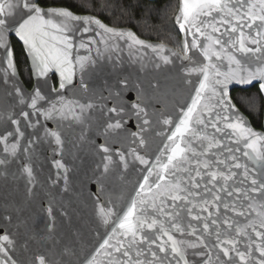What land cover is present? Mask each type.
Instances as JSON below:
<instances>
[{
    "label": "snow or ice",
    "instance_id": "6c2138e0",
    "mask_svg": "<svg viewBox=\"0 0 264 264\" xmlns=\"http://www.w3.org/2000/svg\"><path fill=\"white\" fill-rule=\"evenodd\" d=\"M175 19L182 32L193 35L191 44L187 39L182 42V53L166 49L163 43H148L130 30L107 26L94 15L74 14L65 7L43 8L36 0H0V49L5 52L7 69L12 70L13 76L16 69L9 47L11 33H15L27 47L34 74L46 77L51 71L58 72L61 89L72 82L76 65L81 73L94 68L96 61L91 57H77L74 63L72 38L66 35L76 24L83 23L86 25L84 32L95 25L110 38L126 40L130 49L137 45L152 49L165 64L172 62L169 55H163L168 51L194 65L186 69L189 74L203 77L195 88L191 104L186 109L180 108L178 122L171 117L163 121L165 125L175 124V130L167 136L170 143L164 145L155 164L147 168L148 175L143 177V183L139 184L127 210L100 208L104 225H109L110 221L115 223L114 216L119 224L111 229L108 238L95 249V254L85 258L82 264H101L99 256L105 257L107 264H189L187 250L197 248L207 250L198 253L206 257L203 264H213L212 250H216V264H233V261L236 264H264V134L247 126L228 91V85L233 81L238 80L241 85L257 82L260 94L264 95V60L261 56L256 57L260 66L242 68L241 61L232 54L234 49L242 54L264 55V0H181ZM245 29L249 33L255 29L254 36L246 34ZM246 41L256 47H248ZM81 47L87 45L81 44ZM191 49H199L207 63L192 61L188 55ZM213 58L220 62L226 58L228 71H220L218 65L212 63ZM121 83L126 85L125 81ZM81 87L88 88L83 77ZM14 90L20 96L19 102L34 110L31 114L40 113L38 105L46 101V97L39 87L27 95L30 103L25 100L21 87L14 85ZM115 95L120 96V92ZM213 99L214 103L204 102ZM76 106L80 111L74 113V118L83 123L88 118L87 110L94 105ZM66 107L62 103L58 110L53 103L44 114L46 118L58 111L63 115ZM132 108L138 117L140 113L147 115L138 102ZM124 111L122 106L107 109L112 114ZM31 114L21 112L24 118ZM12 123L17 125L16 134L23 137L19 121L13 120ZM122 128L121 119H109L103 125V135L118 134ZM46 135L54 138L58 148L63 147L59 132L46 130ZM131 135L135 137L138 133ZM0 140L6 141L7 136L0 137ZM31 143L29 141V145ZM139 143H145L142 137ZM233 144L235 146H231ZM18 147V142L12 144L13 155ZM98 147L104 154L103 171L107 173L113 164L112 149L106 142ZM5 151L9 149L6 147ZM131 151L135 154V149ZM116 154L127 168L125 155L118 149ZM135 159L141 164L149 163L138 154ZM2 163L4 161L0 160ZM55 163L57 168H65L59 160ZM24 171L31 182V167L25 166ZM47 212L50 217L48 228L53 230L55 218L51 206ZM240 218H244L243 222ZM173 233L190 235L195 241L177 239ZM253 233L261 243H255ZM0 241L12 243L8 235L0 236ZM241 244L244 250H241ZM65 252L73 254L67 248ZM0 253L7 257L3 243H0ZM221 255L227 260H221ZM0 264H9V259H0ZM39 264H46L43 256L39 257Z\"/></svg>",
    "mask_w": 264,
    "mask_h": 264
},
{
    "label": "water",
    "instance_id": "95a60500",
    "mask_svg": "<svg viewBox=\"0 0 264 264\" xmlns=\"http://www.w3.org/2000/svg\"><path fill=\"white\" fill-rule=\"evenodd\" d=\"M38 1L36 0L43 8L65 7L74 14L97 16L92 13L75 12L65 5L44 6ZM180 5L181 0H178L173 17V23L180 34L179 48L160 40L144 38L129 26H114L97 17L107 26L118 30H130L148 43H163L166 49L182 53V42L187 39L191 44L193 35L182 32L176 23L175 18L179 14ZM85 26L78 23L74 30L66 33L72 38V59L75 63L77 57H91L96 61V65L84 73H81L79 66L76 65L72 82L66 84L63 89L60 88L61 78L58 72L51 71L46 77L34 74L31 55L15 33L8 37L16 69L14 76L12 70L7 69L4 50L0 49V137L7 136L6 141L0 140V160L4 161L0 164V236L8 235L12 241L11 244L0 241L7 248V257L0 253V259H9V264L11 261H15V264H39L41 256L45 258L46 264H82L85 258H91V255L95 254V249L108 238L111 229L119 224V220L114 216L112 219L115 223L110 221L109 225H104L99 215L100 208L127 210L139 189V184L143 183V177L148 175L147 168L155 164L156 157L161 154L164 145L170 143L167 136L175 130V124L165 125L163 121L171 117L178 122L180 108L186 109L191 104L195 88L203 79L198 74H189L186 71L194 66L191 62L172 56L168 51L163 55H169L172 62L165 64L152 49L141 48L138 45L130 49L126 40L110 38L95 25L90 26V31L84 32ZM244 31L249 35L255 34V29L251 33L247 29ZM98 32L101 35H97ZM12 37L21 44L28 61L32 79L30 86L26 85L20 75ZM200 39L203 40L202 37ZM81 44L87 47H81ZM116 45L119 47L116 48ZM246 45L256 47L247 41ZM232 54L241 61L242 68L260 66L257 56L264 60L261 53L242 54L233 49ZM188 55L197 64L207 63L199 49H191ZM212 63H216L220 71H228L226 58L222 62L213 58ZM157 64L160 67H156ZM81 77L88 85L87 89L81 87ZM121 81H125L126 85ZM14 85L21 87L27 103H30L27 95L36 87L41 89L46 101H41L38 105L39 114H31L34 110L27 104L19 102L20 96L15 92ZM255 85L258 87L257 82L241 85L237 80L229 83L228 91L239 114L247 121V126L257 133L264 134V95H261L263 101L261 126L257 127L237 105L231 94L234 89H248ZM117 91L120 92V96L115 95ZM137 102L147 115L144 113H140L139 117L136 115L132 105ZM204 102L215 101L213 99ZM53 103L58 110L61 109L62 103L67 107L64 108L63 115L58 111L53 112L50 118H46L44 113ZM89 103L94 107L87 110L88 118L83 123L77 121L74 113L80 110L76 105ZM112 106H122L125 111L120 114L108 113L107 109ZM21 112H29L31 115L24 118ZM109 119H121L123 128L118 134L112 133L106 137L103 135V125ZM13 120L19 121L23 137L16 134L17 125L12 123ZM145 120L148 121L147 124L144 123ZM46 130L60 133L62 148L57 147L54 138L46 135ZM208 131L211 132V129ZM8 133L13 135L9 136ZM131 133L138 135L133 137ZM141 137L145 141L143 145L139 143ZM29 141H32L30 145ZM17 142L19 147L13 155L11 146ZM105 142L112 149L113 155V164L107 173L103 171L104 154L98 147ZM239 146L243 151V145ZM6 147L9 149L8 152L5 151ZM25 148L29 150L26 152ZM117 149L125 155L127 168L116 154ZM132 149H135V154L132 153ZM137 154L149 163L141 164L135 159ZM57 160L63 163L65 168H57L55 163ZM25 166L32 169L31 182L24 171ZM49 206L52 207L55 218L53 230L48 228ZM119 214L122 216L123 211ZM243 219L240 218L241 222ZM173 234L180 240L195 241V237L190 235ZM252 235L256 244L261 243L259 238H255L254 233ZM66 248L73 254L65 252ZM241 250H244L243 244ZM201 251L207 250L202 248L187 250L189 264H203L206 257L198 254ZM215 256L216 250H212L213 264H216ZM98 260L101 264H107L103 256H99ZM221 260L226 261L227 258L221 255ZM233 264L236 262L233 261Z\"/></svg>",
    "mask_w": 264,
    "mask_h": 264
},
{
    "label": "rangeland",
    "instance_id": "374dc122",
    "mask_svg": "<svg viewBox=\"0 0 264 264\" xmlns=\"http://www.w3.org/2000/svg\"><path fill=\"white\" fill-rule=\"evenodd\" d=\"M52 1L58 2L60 0ZM70 1L80 4L83 10L105 14L114 24H134L140 33L148 37L158 38L160 41L169 44L171 43L177 48L180 47L179 35L173 25V17L178 7V0H165L158 5H148L140 13L129 12L131 6H135L136 9L139 8V0ZM234 97L253 116H258L262 102L256 91H238L234 93Z\"/></svg>",
    "mask_w": 264,
    "mask_h": 264
},
{
    "label": "trees",
    "instance_id": "16d2710c",
    "mask_svg": "<svg viewBox=\"0 0 264 264\" xmlns=\"http://www.w3.org/2000/svg\"><path fill=\"white\" fill-rule=\"evenodd\" d=\"M165 0H139L138 4H139V8L136 9L135 6H131V8L129 9V12H137L140 13L143 9H145V7H147L148 5H158L159 3H163ZM41 5H65L70 7L72 10H74L75 12H79V13H92L95 14L99 17H101L105 22L114 25V26H129L131 28H133L140 36L144 37V38H148V39H153V40H160L158 38H152V37H148L142 33H140L137 29V27L134 24H128V23H123V24H114L112 23L108 17L104 14L101 13H95V12H90V11H86L83 10L82 6L80 4L75 3L74 1H70V0H60V1H52V0H39L38 1ZM136 13V14H137ZM134 16V15H133ZM129 17V16H126ZM132 18V16H130ZM174 25V23H173ZM175 27V25H174ZM176 29V27H175ZM177 34L179 35V39H180V34L178 32V30L176 29ZM171 44V43H170ZM12 45L14 48V53H15V58H16V63L20 72V75L23 79V81L26 83L27 86H30L32 83V79H31V73H30V69H29V65H28V61L25 57L23 48L21 46V44L12 37ZM172 45V44H171ZM26 69V70H25ZM25 72V74H24ZM54 82H56V77L54 76ZM238 91H256L260 97V101L263 104L262 101V96L258 90L257 85L252 86L248 89H234L232 90L231 94L233 99L235 100V102L237 103V105L250 117L251 122L253 123V125L260 127L261 126V119H262V104L260 107V111L257 117L253 116L246 108H244L234 97V93L238 92Z\"/></svg>",
    "mask_w": 264,
    "mask_h": 264
}]
</instances>
